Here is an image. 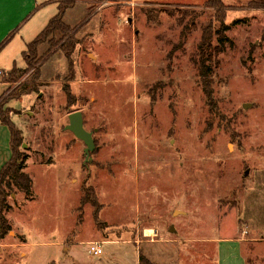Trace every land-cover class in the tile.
I'll use <instances>...</instances> for the list:
<instances>
[{"label": "rangeland", "instance_id": "obj_1", "mask_svg": "<svg viewBox=\"0 0 264 264\" xmlns=\"http://www.w3.org/2000/svg\"><path fill=\"white\" fill-rule=\"evenodd\" d=\"M224 13L211 105L193 57ZM65 16L78 41L72 80L59 49L40 68L36 99L21 94L34 81L24 57L0 74V114L23 130L33 189L9 191L0 255L20 264H140V255L218 264V243H242L245 264H264V0L218 14L202 2L92 0ZM12 94L20 101L11 106ZM75 110L97 146L87 161L65 128ZM86 188L96 205L83 199ZM91 241L103 242V254L88 252Z\"/></svg>", "mask_w": 264, "mask_h": 264}, {"label": "trees", "instance_id": "obj_2", "mask_svg": "<svg viewBox=\"0 0 264 264\" xmlns=\"http://www.w3.org/2000/svg\"><path fill=\"white\" fill-rule=\"evenodd\" d=\"M57 2V13L49 19L45 27L27 44L26 49L23 51V57L27 66L33 68L34 81L29 86H26L21 94H29L37 91V84L35 81L40 77L41 65L48 57L47 55H50L58 49L64 52L68 60L69 71L67 78L72 80L74 77V66L71 55L75 51L78 41L75 37L76 31L65 21V14L68 9L75 6L77 0H57ZM202 3L206 6L215 8L217 14L223 11V8L225 10L223 0H204ZM226 16L227 14L224 13L222 19H219L220 26L218 28L212 30L211 27H205L203 29L200 41L197 44L196 53L193 57L203 91L211 105L213 102V65L214 62H216L213 50H220V46H223L224 42L227 40L226 31L230 28V25L225 23ZM214 36H217L218 38V45L213 43ZM45 45L47 48L41 52V47ZM18 78L19 76L12 74L8 80L16 82ZM63 88L67 96V101L70 103L73 100V93L69 85H64ZM13 98L19 99L17 94L10 95V100ZM1 121L10 129V146L12 153L10 159L0 170V239H2L11 228L4 212L7 209V196L9 191L13 188H17L26 192L27 195H32L33 193L32 178L30 174L24 170V150L20 149L24 140L23 131L14 121L4 115H1ZM92 153L93 151L90 153V156ZM91 194H93L92 189L89 190L86 188L83 199L91 201L96 205V199L94 196L91 198ZM140 264L153 263H151L144 255H140Z\"/></svg>", "mask_w": 264, "mask_h": 264}, {"label": "crops", "instance_id": "obj_3", "mask_svg": "<svg viewBox=\"0 0 264 264\" xmlns=\"http://www.w3.org/2000/svg\"><path fill=\"white\" fill-rule=\"evenodd\" d=\"M90 1L92 0H77L76 4L82 3L86 6V4H88ZM133 1L203 2L204 0ZM250 1L257 0H223V2L231 9L234 7H244ZM74 7L68 9L65 15H67L68 12ZM57 10V0H0V74L11 70L14 65L21 63V61L23 60V51L26 49L27 44L39 34V32L48 23L49 19L57 13ZM65 21L66 23H68L66 19ZM68 24L70 25L71 23ZM17 37L19 38L18 41H15L17 40ZM44 63L41 65V67L44 65ZM5 86V81L0 77V96L4 92ZM31 94L34 95V93ZM23 97L24 95L22 96V98ZM34 98L36 99L37 97H35L34 95ZM16 101H20V99L13 98L9 103L11 105ZM25 113L29 114L30 112L26 111ZM18 117L20 118V116ZM15 124L17 125L16 122ZM10 136V129L1 121L0 114V170L11 157L12 152L10 146ZM17 244L18 243H11L9 245L10 248H8L7 250L12 251L14 248H16ZM229 244L230 243H218V264H222L223 254L226 253L229 256V259H232L233 264H245V256L242 252V243H237V246L235 247ZM7 245L8 243H0V249H3ZM228 250L229 252H227ZM10 255H12V253H10ZM10 255H0L2 262H6L5 260L6 258H8V263L6 264H20V262H18L17 260H13L14 258ZM228 264H230V262Z\"/></svg>", "mask_w": 264, "mask_h": 264}, {"label": "water", "instance_id": "obj_4", "mask_svg": "<svg viewBox=\"0 0 264 264\" xmlns=\"http://www.w3.org/2000/svg\"><path fill=\"white\" fill-rule=\"evenodd\" d=\"M247 105L248 103H244V106ZM68 119L69 122L65 125V128L71 130L77 138L81 139L84 142V152L87 161L91 158L90 153L97 147L95 144V139L93 137V131L87 130L84 127V119L81 110H75L69 113ZM247 173L248 171L246 170L245 174Z\"/></svg>", "mask_w": 264, "mask_h": 264}, {"label": "built area", "instance_id": "obj_5", "mask_svg": "<svg viewBox=\"0 0 264 264\" xmlns=\"http://www.w3.org/2000/svg\"><path fill=\"white\" fill-rule=\"evenodd\" d=\"M88 252L100 256L103 254L104 249H103V242L101 241H91L88 243Z\"/></svg>", "mask_w": 264, "mask_h": 264}, {"label": "bare ground", "instance_id": "obj_6", "mask_svg": "<svg viewBox=\"0 0 264 264\" xmlns=\"http://www.w3.org/2000/svg\"><path fill=\"white\" fill-rule=\"evenodd\" d=\"M150 230V229H149ZM148 231V230H147Z\"/></svg>", "mask_w": 264, "mask_h": 264}]
</instances>
